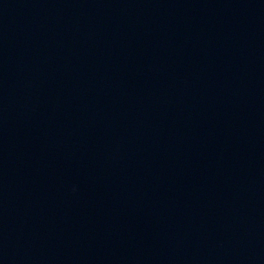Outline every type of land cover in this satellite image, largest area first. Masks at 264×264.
<instances>
[{
    "label": "water",
    "instance_id": "water-1",
    "mask_svg": "<svg viewBox=\"0 0 264 264\" xmlns=\"http://www.w3.org/2000/svg\"><path fill=\"white\" fill-rule=\"evenodd\" d=\"M0 264H264V0H0Z\"/></svg>",
    "mask_w": 264,
    "mask_h": 264
}]
</instances>
